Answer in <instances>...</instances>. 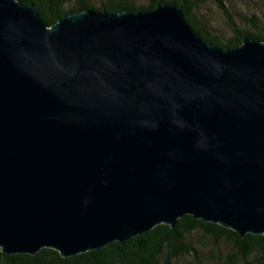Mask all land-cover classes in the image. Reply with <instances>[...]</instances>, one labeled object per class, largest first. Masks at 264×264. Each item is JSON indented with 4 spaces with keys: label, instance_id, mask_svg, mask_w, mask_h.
I'll return each instance as SVG.
<instances>
[{
    "label": "water",
    "instance_id": "95a60500",
    "mask_svg": "<svg viewBox=\"0 0 264 264\" xmlns=\"http://www.w3.org/2000/svg\"><path fill=\"white\" fill-rule=\"evenodd\" d=\"M264 236V42L180 7L48 26L0 0V250L72 258L180 219Z\"/></svg>",
    "mask_w": 264,
    "mask_h": 264
},
{
    "label": "trees",
    "instance_id": "16d2710c",
    "mask_svg": "<svg viewBox=\"0 0 264 264\" xmlns=\"http://www.w3.org/2000/svg\"><path fill=\"white\" fill-rule=\"evenodd\" d=\"M25 5H35L38 13L48 26L55 25L65 16L94 10L101 13L117 12H145L160 5L170 4L182 9L186 22L199 36L222 49H233L240 46L245 39L264 42V26L253 17L244 26L229 24L232 35L222 39L212 34L209 23L200 13V8L206 4H213L230 17L227 4L232 0H152L149 5H137L131 0H102L95 6L89 0H18ZM201 231L207 238L225 241L232 245L236 255L228 256L222 264H240L255 257L257 264H264V236L248 234L241 237L230 229L220 225L205 223L185 216L175 227L160 225L149 233L138 236L126 244L112 243L98 251H91L76 257L64 259L52 249H43L35 256L15 255L7 256L0 250V264H174L185 257H194L195 247L189 237Z\"/></svg>",
    "mask_w": 264,
    "mask_h": 264
},
{
    "label": "rangeland",
    "instance_id": "374dc122",
    "mask_svg": "<svg viewBox=\"0 0 264 264\" xmlns=\"http://www.w3.org/2000/svg\"><path fill=\"white\" fill-rule=\"evenodd\" d=\"M137 5L147 6L152 0H131ZM170 1V0H167ZM95 6H99L102 0H89ZM230 17L223 10L213 4H206L200 8V13L209 23V29L212 34L228 39L232 32L229 24L233 21L236 25L248 23L250 19H256L264 26V0H232L227 4ZM199 231L189 237L190 242L196 249L195 256L185 257L175 261L174 264H222V261L228 256L236 255L232 245L225 241H219V245L214 240L203 236ZM240 264H257L255 257H251L248 261H239Z\"/></svg>",
    "mask_w": 264,
    "mask_h": 264
}]
</instances>
